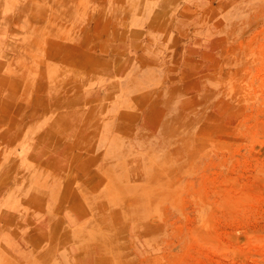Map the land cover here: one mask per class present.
<instances>
[{
	"label": "rangeland",
	"instance_id": "1",
	"mask_svg": "<svg viewBox=\"0 0 264 264\" xmlns=\"http://www.w3.org/2000/svg\"><path fill=\"white\" fill-rule=\"evenodd\" d=\"M0 264H264V0H0Z\"/></svg>",
	"mask_w": 264,
	"mask_h": 264
},
{
	"label": "bare ground",
	"instance_id": "2",
	"mask_svg": "<svg viewBox=\"0 0 264 264\" xmlns=\"http://www.w3.org/2000/svg\"><path fill=\"white\" fill-rule=\"evenodd\" d=\"M151 3H152V1H151ZM156 5H157V4H156ZM156 5H155V6H156ZM149 7H150V6H149ZM153 7H154V6H153ZM151 8H152V7H151ZM151 8H150V9H151ZM147 10H148V9H147ZM140 14H141V13H140Z\"/></svg>",
	"mask_w": 264,
	"mask_h": 264
}]
</instances>
